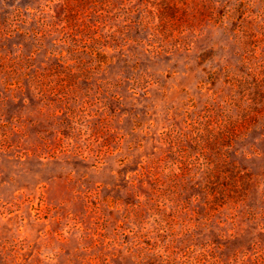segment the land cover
Here are the masks:
<instances>
[{"label": "rangeland", "instance_id": "374dc122", "mask_svg": "<svg viewBox=\"0 0 264 264\" xmlns=\"http://www.w3.org/2000/svg\"><path fill=\"white\" fill-rule=\"evenodd\" d=\"M0 264H264V0H0Z\"/></svg>", "mask_w": 264, "mask_h": 264}]
</instances>
